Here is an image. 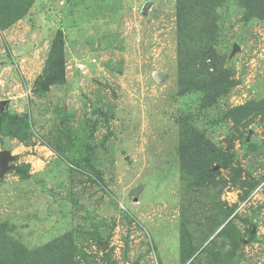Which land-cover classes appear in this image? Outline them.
I'll list each match as a JSON object with an SVG mask.
<instances>
[{
  "label": "rangeland",
  "instance_id": "obj_1",
  "mask_svg": "<svg viewBox=\"0 0 264 264\" xmlns=\"http://www.w3.org/2000/svg\"><path fill=\"white\" fill-rule=\"evenodd\" d=\"M177 6L35 0L0 26L8 247L69 242L75 264H264V20L240 0L204 16Z\"/></svg>",
  "mask_w": 264,
  "mask_h": 264
},
{
  "label": "trees",
  "instance_id": "obj_2",
  "mask_svg": "<svg viewBox=\"0 0 264 264\" xmlns=\"http://www.w3.org/2000/svg\"><path fill=\"white\" fill-rule=\"evenodd\" d=\"M35 0H0V26L1 28H6L12 23L20 20L26 12L31 8ZM244 4H252L255 6V10H253L252 17H258L264 20V13L259 12V7H264L262 4L264 0H240ZM225 0H177V10L178 14L186 16V13L189 10H196L198 13L201 12L203 15V11L205 9H210V14H214V10L219 8ZM203 10V11H202ZM213 12V13H212ZM204 16V15H203ZM201 16L202 19L207 20L211 16L204 17ZM215 20V19H214ZM183 19L179 18V31H182L181 24ZM187 21L191 20L187 18ZM195 22L196 19H194ZM210 31L212 34L211 27H215V22L212 23V19H208ZM212 23V24H211ZM213 27V28H214ZM209 32V30H208ZM207 35V32L204 33ZM207 38V37H206ZM212 55L209 51L204 53L203 57L204 61L207 58H211ZM211 77H216V75L211 74ZM219 166H224V163H219ZM2 230V229H0ZM0 264H75V249L74 246L68 242L64 245H61L60 241H54L41 249L30 251L24 248L23 246L13 243L7 242L5 243V233L2 230L0 232Z\"/></svg>",
  "mask_w": 264,
  "mask_h": 264
},
{
  "label": "water",
  "instance_id": "obj_3",
  "mask_svg": "<svg viewBox=\"0 0 264 264\" xmlns=\"http://www.w3.org/2000/svg\"><path fill=\"white\" fill-rule=\"evenodd\" d=\"M6 104H7V101L2 102V106L3 107ZM10 159H11V156H10L9 152H7V151L1 152V157H0L1 174H0V176H2L3 174H5L6 171L9 169L8 161Z\"/></svg>",
  "mask_w": 264,
  "mask_h": 264
}]
</instances>
